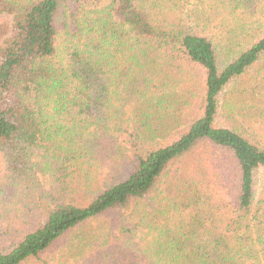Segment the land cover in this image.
<instances>
[{
  "label": "trees",
  "instance_id": "obj_1",
  "mask_svg": "<svg viewBox=\"0 0 264 264\" xmlns=\"http://www.w3.org/2000/svg\"><path fill=\"white\" fill-rule=\"evenodd\" d=\"M263 73L264 0H0V264H264Z\"/></svg>",
  "mask_w": 264,
  "mask_h": 264
},
{
  "label": "rangeland",
  "instance_id": "obj_2",
  "mask_svg": "<svg viewBox=\"0 0 264 264\" xmlns=\"http://www.w3.org/2000/svg\"><path fill=\"white\" fill-rule=\"evenodd\" d=\"M255 90H257L258 92H264V73L262 74V78L259 79L258 87ZM246 100H248V97H246Z\"/></svg>",
  "mask_w": 264,
  "mask_h": 264
}]
</instances>
